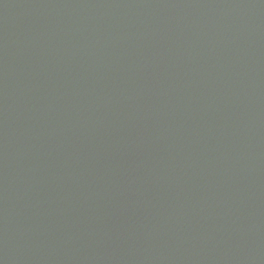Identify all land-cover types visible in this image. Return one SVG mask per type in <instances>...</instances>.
Listing matches in <instances>:
<instances>
[{
    "label": "water",
    "instance_id": "obj_1",
    "mask_svg": "<svg viewBox=\"0 0 264 264\" xmlns=\"http://www.w3.org/2000/svg\"><path fill=\"white\" fill-rule=\"evenodd\" d=\"M0 264H264V0H0Z\"/></svg>",
    "mask_w": 264,
    "mask_h": 264
}]
</instances>
